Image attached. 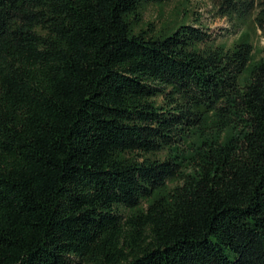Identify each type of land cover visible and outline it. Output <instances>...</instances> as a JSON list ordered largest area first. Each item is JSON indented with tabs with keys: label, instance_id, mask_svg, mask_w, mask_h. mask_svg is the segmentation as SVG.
I'll return each instance as SVG.
<instances>
[{
	"label": "trees",
	"instance_id": "obj_1",
	"mask_svg": "<svg viewBox=\"0 0 264 264\" xmlns=\"http://www.w3.org/2000/svg\"><path fill=\"white\" fill-rule=\"evenodd\" d=\"M0 0V264H264V0Z\"/></svg>",
	"mask_w": 264,
	"mask_h": 264
},
{
	"label": "rangeland",
	"instance_id": "obj_2",
	"mask_svg": "<svg viewBox=\"0 0 264 264\" xmlns=\"http://www.w3.org/2000/svg\"><path fill=\"white\" fill-rule=\"evenodd\" d=\"M178 2L179 0H174L165 5H150L146 14V19H156V16L163 10L167 14H170L176 8ZM185 4L191 13V18H201L203 25L209 27L208 30L217 37V41H231L233 38L237 37L238 34L230 30L231 26L226 18L215 16L216 10L211 0H187ZM259 34L260 31H258V35L253 34L256 53L258 55L261 54V50L264 47V37H259Z\"/></svg>",
	"mask_w": 264,
	"mask_h": 264
}]
</instances>
